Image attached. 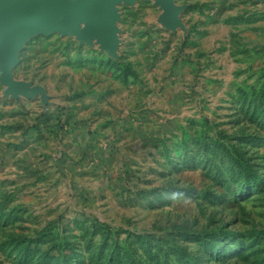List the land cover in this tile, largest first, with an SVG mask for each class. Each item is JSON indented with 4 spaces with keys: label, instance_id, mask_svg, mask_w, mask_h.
Wrapping results in <instances>:
<instances>
[{
    "label": "rangeland",
    "instance_id": "obj_1",
    "mask_svg": "<svg viewBox=\"0 0 264 264\" xmlns=\"http://www.w3.org/2000/svg\"><path fill=\"white\" fill-rule=\"evenodd\" d=\"M173 4H117L113 53L59 33L19 51L0 264H264V0Z\"/></svg>",
    "mask_w": 264,
    "mask_h": 264
},
{
    "label": "water",
    "instance_id": "obj_2",
    "mask_svg": "<svg viewBox=\"0 0 264 264\" xmlns=\"http://www.w3.org/2000/svg\"><path fill=\"white\" fill-rule=\"evenodd\" d=\"M120 2L132 5L135 0H0V84L10 94L33 96L31 86L15 80L12 70L19 51L36 34L59 33L95 41L113 53ZM157 3L166 13L175 8L173 0Z\"/></svg>",
    "mask_w": 264,
    "mask_h": 264
}]
</instances>
